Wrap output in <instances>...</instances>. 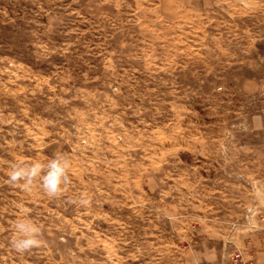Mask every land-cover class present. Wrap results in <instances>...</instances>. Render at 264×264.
Here are the masks:
<instances>
[{"label": "rangeland", "instance_id": "1", "mask_svg": "<svg viewBox=\"0 0 264 264\" xmlns=\"http://www.w3.org/2000/svg\"><path fill=\"white\" fill-rule=\"evenodd\" d=\"M0 264H264V0H0Z\"/></svg>", "mask_w": 264, "mask_h": 264}]
</instances>
